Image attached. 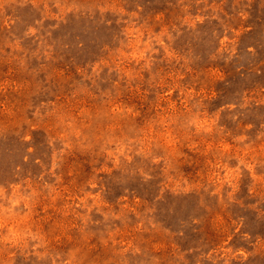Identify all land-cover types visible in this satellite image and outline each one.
Returning <instances> with one entry per match:
<instances>
[{"label": "rangeland", "instance_id": "rangeland-1", "mask_svg": "<svg viewBox=\"0 0 264 264\" xmlns=\"http://www.w3.org/2000/svg\"><path fill=\"white\" fill-rule=\"evenodd\" d=\"M0 264H264V0H0Z\"/></svg>", "mask_w": 264, "mask_h": 264}]
</instances>
